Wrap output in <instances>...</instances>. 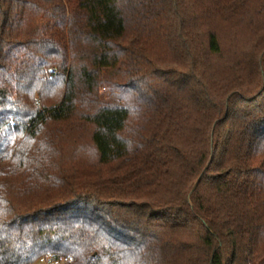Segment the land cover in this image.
<instances>
[{"label": "trees", "instance_id": "16d2710c", "mask_svg": "<svg viewBox=\"0 0 264 264\" xmlns=\"http://www.w3.org/2000/svg\"><path fill=\"white\" fill-rule=\"evenodd\" d=\"M42 259L264 264V0H0V264Z\"/></svg>", "mask_w": 264, "mask_h": 264}, {"label": "rangeland", "instance_id": "374dc122", "mask_svg": "<svg viewBox=\"0 0 264 264\" xmlns=\"http://www.w3.org/2000/svg\"><path fill=\"white\" fill-rule=\"evenodd\" d=\"M37 264H62V262L54 261V262L50 263V262H48V259H47V260H44V261H39Z\"/></svg>", "mask_w": 264, "mask_h": 264}, {"label": "built area", "instance_id": "2783aa9c", "mask_svg": "<svg viewBox=\"0 0 264 264\" xmlns=\"http://www.w3.org/2000/svg\"><path fill=\"white\" fill-rule=\"evenodd\" d=\"M45 259H42L41 261H44Z\"/></svg>", "mask_w": 264, "mask_h": 264}]
</instances>
